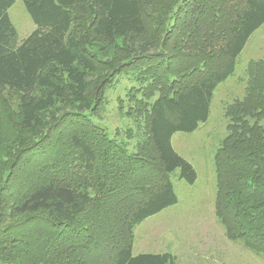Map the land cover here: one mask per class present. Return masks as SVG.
I'll return each mask as SVG.
<instances>
[{
    "label": "trees",
    "instance_id": "16d2710c",
    "mask_svg": "<svg viewBox=\"0 0 264 264\" xmlns=\"http://www.w3.org/2000/svg\"><path fill=\"white\" fill-rule=\"evenodd\" d=\"M15 1L0 0V92L19 95V112L0 105V150L7 119L27 136L8 141L19 156L0 176V264H178L171 252L134 254L135 228L178 202L172 173L196 181L173 136L208 120L264 24V0H23L36 28L21 41ZM147 34L116 67L135 84L130 149L95 116L91 75L103 52ZM246 75L225 111L215 210L231 240L264 257V59Z\"/></svg>",
    "mask_w": 264,
    "mask_h": 264
},
{
    "label": "rangeland",
    "instance_id": "374dc122",
    "mask_svg": "<svg viewBox=\"0 0 264 264\" xmlns=\"http://www.w3.org/2000/svg\"><path fill=\"white\" fill-rule=\"evenodd\" d=\"M9 15L18 30L20 41L35 30L36 25L23 0L15 1ZM82 27L84 24L78 22L75 32H81ZM150 37V34L132 35L127 40L119 41L118 49L112 50L117 55L114 57V53L103 52L105 64L91 75L94 83H101L93 94L95 116L112 136L130 149H133L137 138L134 119L137 113L133 99L128 97V90L135 84L130 75L116 67L121 55L134 50L140 41ZM252 59H264V24L251 35L238 56L235 72L216 87L208 120L192 132L174 134L172 143L175 150L193 164L197 179L189 183L180 177V170L172 173L178 202L136 226L134 254L171 252L177 256L178 264H264V257L227 236L215 210V155L228 134L229 119L225 111L227 105L244 97L246 70ZM0 105L7 110L10 108L14 119L18 117L19 95L16 92L3 89L0 92ZM13 118L4 122L8 128L5 130L12 134L4 140L0 150V176L6 168L17 163L16 157L19 156L18 146L13 148L8 142L22 134L18 127L13 130ZM24 136L27 135L24 133L21 138L24 139ZM5 148L12 151L8 153Z\"/></svg>",
    "mask_w": 264,
    "mask_h": 264
}]
</instances>
